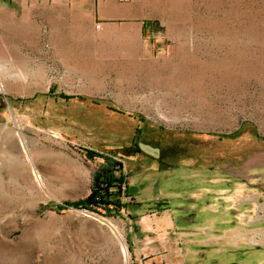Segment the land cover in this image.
<instances>
[{
    "label": "rangeland",
    "instance_id": "374dc122",
    "mask_svg": "<svg viewBox=\"0 0 264 264\" xmlns=\"http://www.w3.org/2000/svg\"><path fill=\"white\" fill-rule=\"evenodd\" d=\"M0 82V264H264V0L17 9Z\"/></svg>",
    "mask_w": 264,
    "mask_h": 264
},
{
    "label": "crops",
    "instance_id": "0c3cea01",
    "mask_svg": "<svg viewBox=\"0 0 264 264\" xmlns=\"http://www.w3.org/2000/svg\"><path fill=\"white\" fill-rule=\"evenodd\" d=\"M143 1L146 0H0V20L6 13H15L17 9L43 7L44 10H56L59 15L62 13L64 16L85 17L88 21L108 22L125 16L138 18Z\"/></svg>",
    "mask_w": 264,
    "mask_h": 264
},
{
    "label": "trees",
    "instance_id": "16d2710c",
    "mask_svg": "<svg viewBox=\"0 0 264 264\" xmlns=\"http://www.w3.org/2000/svg\"><path fill=\"white\" fill-rule=\"evenodd\" d=\"M123 176L119 171L118 175L112 172H101L100 176L94 177L91 192L84 198L72 201L69 204L84 205L87 207H101L108 210L116 211L123 204L117 200H112V197H117L120 194V183L123 181ZM57 208H61L60 205H56Z\"/></svg>",
    "mask_w": 264,
    "mask_h": 264
},
{
    "label": "bare ground",
    "instance_id": "6f19581e",
    "mask_svg": "<svg viewBox=\"0 0 264 264\" xmlns=\"http://www.w3.org/2000/svg\"><path fill=\"white\" fill-rule=\"evenodd\" d=\"M16 85H18V84H16ZM0 87L1 88H4V85H3V83H1L0 82ZM21 145L23 146V147H25V142L24 141H21ZM28 160V159H27ZM30 160V159H29ZM31 161V160H30ZM33 173H34V175H35V177L36 178H38L39 176H37V172L33 169ZM121 252H122V254H123V257L125 258V260H126V262H128V257H127V250H126V247H125V245L123 244L122 245V248H121Z\"/></svg>",
    "mask_w": 264,
    "mask_h": 264
}]
</instances>
